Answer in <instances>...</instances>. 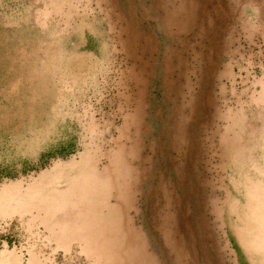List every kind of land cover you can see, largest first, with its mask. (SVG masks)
I'll list each match as a JSON object with an SVG mask.
<instances>
[{"label":"rangeland","instance_id":"obj_1","mask_svg":"<svg viewBox=\"0 0 264 264\" xmlns=\"http://www.w3.org/2000/svg\"><path fill=\"white\" fill-rule=\"evenodd\" d=\"M263 239L264 0H0V264H264Z\"/></svg>","mask_w":264,"mask_h":264},{"label":"bare ground","instance_id":"obj_2","mask_svg":"<svg viewBox=\"0 0 264 264\" xmlns=\"http://www.w3.org/2000/svg\"><path fill=\"white\" fill-rule=\"evenodd\" d=\"M80 161V160H79ZM78 161V162H79ZM88 162V161H87ZM81 163H82V160H81ZM91 163V162H90ZM90 163H88V164H90ZM86 164V163H85ZM84 166V165H83ZM82 170H84V169H82ZM85 170L87 171V173L90 175V177H88L87 176V174H85L84 176H83V178L82 179H76V177L75 178H73V179H76L75 180V182L73 183V185H72V188H75V189H79L80 191H82L84 188V185L87 183V182H85L84 181V179H89L90 178V180L88 181V187H89V191H90V189L91 188H94V189H96V190H98V191H100V188H101V185H100V182L102 181V180H100V178H97L96 176H95V174H93L92 175V173H93V170H91V169H87V167L85 168ZM72 171V170H71ZM70 171V172H71ZM69 175H71V173L69 174ZM74 177V176H73ZM67 179V178H66ZM73 179H71V181L73 180ZM68 181H69V179H67ZM76 183H77V185H76ZM66 184V183H65ZM58 187V186H57ZM61 188H63V187H61ZM65 190V189H64ZM54 191V190H53ZM66 191H68V189L66 190ZM74 191V190H73ZM100 194H97V193H95L93 196H91V197H98L97 198V203L98 202H100V198H99V196L102 198V196H104V194H101L102 192H99ZM79 197H80V195H79ZM95 200V199H94ZM95 220H97V219H95ZM72 222V221H71ZM81 222V221H80ZM73 223V222H72ZM79 223V222H78ZM74 224V223H73ZM256 238V237H255ZM259 239V238H258ZM264 240V239H263ZM260 241V240H259ZM263 242V241H262Z\"/></svg>","mask_w":264,"mask_h":264}]
</instances>
